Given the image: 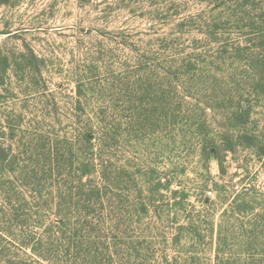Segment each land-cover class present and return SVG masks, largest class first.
<instances>
[{"label": "rangeland", "instance_id": "obj_1", "mask_svg": "<svg viewBox=\"0 0 264 264\" xmlns=\"http://www.w3.org/2000/svg\"><path fill=\"white\" fill-rule=\"evenodd\" d=\"M263 39L264 0H0V264H264Z\"/></svg>", "mask_w": 264, "mask_h": 264}, {"label": "trees", "instance_id": "obj_2", "mask_svg": "<svg viewBox=\"0 0 264 264\" xmlns=\"http://www.w3.org/2000/svg\"><path fill=\"white\" fill-rule=\"evenodd\" d=\"M263 40L260 41L263 42ZM245 65L249 68V69H252V71H255V73H261V72H264V59L261 58L259 55H255L253 53L251 54H245V55H242L241 58ZM254 73V74H255Z\"/></svg>", "mask_w": 264, "mask_h": 264}, {"label": "built area", "instance_id": "obj_3", "mask_svg": "<svg viewBox=\"0 0 264 264\" xmlns=\"http://www.w3.org/2000/svg\"><path fill=\"white\" fill-rule=\"evenodd\" d=\"M239 186H237V188H238Z\"/></svg>", "mask_w": 264, "mask_h": 264}]
</instances>
